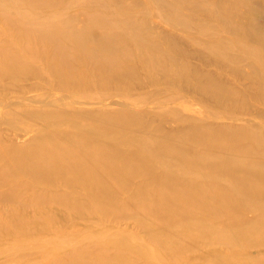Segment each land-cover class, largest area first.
<instances>
[{"label": "bare ground", "instance_id": "1", "mask_svg": "<svg viewBox=\"0 0 264 264\" xmlns=\"http://www.w3.org/2000/svg\"><path fill=\"white\" fill-rule=\"evenodd\" d=\"M21 1L0 0V111L27 136L0 127V264H264V127L240 116L263 114L264 0Z\"/></svg>", "mask_w": 264, "mask_h": 264}, {"label": "rangeland", "instance_id": "2", "mask_svg": "<svg viewBox=\"0 0 264 264\" xmlns=\"http://www.w3.org/2000/svg\"><path fill=\"white\" fill-rule=\"evenodd\" d=\"M89 1L90 0H78L77 4L71 6L70 8H67L68 11H69L67 14L74 13L75 10L87 11L89 8L95 9L98 6V4H99V6H101L102 4L106 3L107 7L110 8L111 10L115 9V8H118L119 5H120V2L118 0H92V5L88 4ZM187 1L191 2V0H187ZM134 2H136L139 5H144V6L151 5V0H134ZM14 3H15L14 5H18V6L23 4L22 6L31 7V9H32V6L30 4H27L26 2L21 1V0L20 1L16 0V2H14ZM258 4L259 3H257V5H253L256 8L253 11L254 16L252 18H250V19H251V21L254 24H258V25L264 26V5L262 4L263 8H261V7H259ZM2 7H3L2 10L6 11L7 8H9V5H5V6H2ZM248 14L249 13H246L245 15L249 18ZM248 18L245 17L244 19L247 20ZM196 20L199 21L198 18H196ZM148 22H150V24L153 23L154 28L158 32H161V33H166L167 32V30L165 28L168 27V25H167V23H165L163 21V19L159 15H156V14L154 15V13H153V15L151 17H149ZM186 35L194 36L195 38L198 37V38H201V39L205 38V36L203 34L201 35V33H199L198 30L193 28V27L188 29V33ZM5 40H6L5 37L0 33V43L5 44V42H6ZM184 42H186V44ZM183 43L188 47V49L190 51L194 50V47L192 45H189V43L185 39H183ZM137 73L140 76H143L145 78V82L142 84L143 85L142 87H135L134 84L131 87L136 92L141 93V94L143 92H145L144 94H146L148 91L154 90V86L148 84L149 82L147 81V78H146V76H148V75H146L144 73V71L140 70V69H138ZM227 82L231 86H237V87L243 88V89H245L247 91L251 90L250 89V85L251 84L249 82H245V81L235 82V80H231L230 82L229 81H227ZM111 100L115 101V103H113L115 107L116 106L117 107H123V106L126 105L125 101H127L126 99H123V98H116V99H111ZM108 102H110V101H108ZM252 102H255L254 99L253 98H249V104L252 103ZM167 105H170L171 107H178L181 111H185L184 107H185L186 103H182L181 101L177 100V101H174V102L167 103ZM97 106H101V105H97ZM258 106L263 111V114H260L259 111L256 108L251 107L250 109L247 108L246 112H243L242 114H240V116L245 117L247 119L250 118L252 121H254V122L258 123V124H261L264 127V103H260V104L258 103ZM1 108H3V107L1 106ZM134 108H135L134 111H136V112L137 111H146L147 110V111L151 112L152 114H156V115L159 116V111L155 110V104L151 103V102L146 103V104H144L142 106L134 107ZM162 115H164L165 118L167 117L166 119L170 120L171 122H173V118L175 117L171 113L164 114V112H161L160 116H162ZM170 123L169 122L167 123L168 127L171 126ZM7 126L8 125H7L6 121L5 120L3 121V113L0 111V127L3 129L5 136H7V138L13 140L14 142H18V143L23 142L24 140H26V138H27L26 135H22L21 133H18V132H13V134H11L7 130ZM117 227L118 228H125L127 231L141 234V232L139 230V229H141V227L139 226V224L137 222L133 224V223H126L125 221H122L121 223L118 224ZM45 228H46V231H45L44 234H47V231H48L49 228H48V226H46ZM31 232H33V231H31ZM52 232L53 231L51 230L50 233H52ZM89 234H91V233H87L86 235L89 236ZM87 236L85 238V241L88 242L87 244H91L92 241H95L94 238L91 239L90 237H87ZM115 236L120 237L121 235L119 233H115ZM32 256L33 255H30V257H32ZM0 258H1V260H4L5 257H4V255L3 256L1 255ZM34 259L35 258H30V260L32 262L31 264H35L33 262ZM15 261L16 260L13 259V264H15ZM2 262H6V261H2ZM169 264H202V263H198V262L194 263V262H192L190 260H184V261H176V262L175 261H169Z\"/></svg>", "mask_w": 264, "mask_h": 264}]
</instances>
